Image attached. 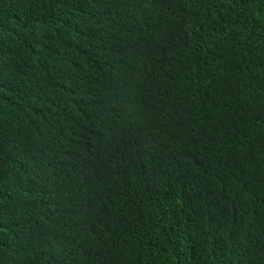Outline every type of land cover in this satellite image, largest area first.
Returning <instances> with one entry per match:
<instances>
[{
	"label": "trees",
	"instance_id": "obj_1",
	"mask_svg": "<svg viewBox=\"0 0 264 264\" xmlns=\"http://www.w3.org/2000/svg\"><path fill=\"white\" fill-rule=\"evenodd\" d=\"M0 264H264V0H0Z\"/></svg>",
	"mask_w": 264,
	"mask_h": 264
}]
</instances>
